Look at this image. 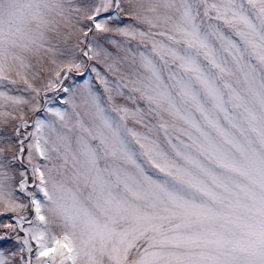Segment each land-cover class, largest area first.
<instances>
[{"label":"snow or ice","instance_id":"6c2138e0","mask_svg":"<svg viewBox=\"0 0 264 264\" xmlns=\"http://www.w3.org/2000/svg\"><path fill=\"white\" fill-rule=\"evenodd\" d=\"M0 264H264V0H0Z\"/></svg>","mask_w":264,"mask_h":264},{"label":"rangeland","instance_id":"374dc122","mask_svg":"<svg viewBox=\"0 0 264 264\" xmlns=\"http://www.w3.org/2000/svg\"><path fill=\"white\" fill-rule=\"evenodd\" d=\"M54 100H55V103H56L57 105H59V100H58V99H55V98H54Z\"/></svg>","mask_w":264,"mask_h":264}]
</instances>
